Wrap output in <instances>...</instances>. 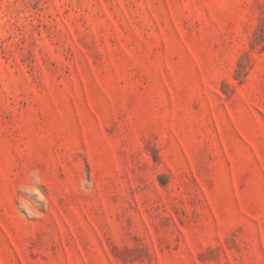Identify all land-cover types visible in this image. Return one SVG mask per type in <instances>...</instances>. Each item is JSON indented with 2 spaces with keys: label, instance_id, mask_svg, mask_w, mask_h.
I'll return each instance as SVG.
<instances>
[{
  "label": "rangeland",
  "instance_id": "374dc122",
  "mask_svg": "<svg viewBox=\"0 0 264 264\" xmlns=\"http://www.w3.org/2000/svg\"><path fill=\"white\" fill-rule=\"evenodd\" d=\"M0 264H264V0H0Z\"/></svg>",
  "mask_w": 264,
  "mask_h": 264
}]
</instances>
